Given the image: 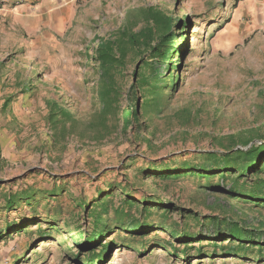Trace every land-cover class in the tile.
Wrapping results in <instances>:
<instances>
[{
	"label": "rangeland",
	"instance_id": "obj_1",
	"mask_svg": "<svg viewBox=\"0 0 264 264\" xmlns=\"http://www.w3.org/2000/svg\"><path fill=\"white\" fill-rule=\"evenodd\" d=\"M239 1L70 0L77 7L73 21L59 32L46 29L35 43L32 36L12 30L6 0H0V228L6 219L19 222L21 215L31 224L0 240V264H87L90 247L74 242L91 233L96 216L108 226L103 243L115 242L116 234L131 243L112 246L102 264H264L254 262L256 256H224L219 243L214 246L207 239L214 233L207 225L209 216L255 226L264 221V208L239 203L214 187L219 176L160 179L141 171L156 161L171 166L197 162L200 151L245 150L246 143L264 139V14L238 17L233 13ZM147 5L185 22L186 53L159 84L171 85V76L175 82L159 91L145 90L142 98L137 94V109L138 101L151 102L138 109V121L125 131L110 116L100 125L99 75L90 58L96 38L107 37L129 11ZM234 25L238 28L232 37ZM172 62H178L175 54ZM138 64L131 60L127 65L122 97ZM6 98L11 101L2 111ZM46 100L68 110L71 119L52 125ZM207 180L213 186L207 187ZM124 183L128 187L115 190ZM108 188L114 193L103 213L94 207V199ZM24 190L37 191L36 202L5 210L7 195ZM50 190L59 191L58 196H47ZM121 192L162 204L144 210L135 202L128 209ZM80 199L89 201L85 209L77 207ZM118 221L147 223L149 229L125 233L116 230ZM163 223L168 231L161 229ZM171 232L201 235L191 240L188 259L179 253L184 247ZM141 239L144 247L137 244Z\"/></svg>",
	"mask_w": 264,
	"mask_h": 264
},
{
	"label": "trees",
	"instance_id": "obj_2",
	"mask_svg": "<svg viewBox=\"0 0 264 264\" xmlns=\"http://www.w3.org/2000/svg\"><path fill=\"white\" fill-rule=\"evenodd\" d=\"M184 29H186L185 22L176 18L174 15L164 11L155 5L140 6L132 9L126 14L124 22L115 31H112L107 37H97V44L91 55V59L95 62L98 70V85L97 96L101 105V110L98 116L100 125L106 123L108 116L114 118L121 123V128L125 131L131 127L134 122L139 119L138 109L149 106L151 100L142 99L137 109L136 100L138 95L144 97L145 90L149 92L159 91L161 87H172L175 82V76H171V85L166 82L161 85L159 81H163L170 73L174 66L178 68L182 56L186 53L187 47L184 46ZM182 40L180 43L177 41ZM183 42V43H182ZM175 43V44H174ZM174 54L178 57V62L174 64L172 57ZM131 60L139 62L137 68L132 70V77L128 83L125 95L122 97V85L126 84L125 71L128 63ZM164 69L161 70V67ZM165 73V74H164ZM142 91V92H141ZM11 99L6 98L2 103L1 109L4 111L9 105ZM125 101V105L121 108L120 102ZM137 102V105H138ZM48 107L49 122L57 126L58 124H66L71 119V114L68 110L58 105L56 102L46 100ZM103 119V120H102ZM245 150L225 148L220 150H207L199 153L197 162H182L181 165L171 166L162 161H156L141 171L149 173L154 178L160 179H177L179 175L184 176L193 175L195 177L219 176L220 183L214 185L217 189L225 191L233 200L243 203L252 204L256 207L264 208V139L260 140L259 144L246 143ZM229 184L224 185V181H229ZM206 186H213L207 180ZM225 186V187H224ZM120 187H128L127 184L116 185V189ZM37 191L14 192L9 193L4 200V209H17L21 206H32L36 202ZM47 196H58L57 191L50 190ZM64 193H70L64 191ZM114 190H100L98 198L94 199L95 206L99 211L103 209L106 213L107 206L112 199ZM120 194L126 197L123 200L124 206L128 209L134 207L135 202L144 205L142 208L147 210L151 207L159 209L161 202L143 199L136 200L131 193L121 192ZM45 197V196H44ZM89 201L80 199L77 202V207L85 209ZM92 203L90 208H94ZM48 213V212H46ZM60 212L55 210L54 215L59 216ZM93 219L90 228V234L79 236L81 243L74 242L81 247H90L86 253L88 256L87 264H102L105 258L110 253V248L114 245H131L130 242L124 241L123 234H116L115 242L107 240L106 232L108 226L102 223L98 216ZM208 227L212 228L213 234L208 236V244L216 246L219 243L220 253L224 256L247 257L256 256L254 262L264 261V221L259 220L257 225L250 226L243 224L241 220H232L220 218L218 216L208 217ZM19 222L5 220L3 228H0V240L5 235L12 233H19L26 231L24 229L31 226L30 219L21 215L18 217ZM37 222L36 224H38ZM123 221H118L116 230L124 231L125 233L147 231L149 225L139 221H131L127 224ZM198 224V222H193ZM165 223L161 225V229L165 227ZM40 227H36L39 230ZM79 228H74L71 231H78ZM163 231H168L164 228ZM70 233V231H69ZM81 235V234H80ZM171 237L179 241L183 245V249L179 253L185 254L187 250L191 249L190 242L201 235H190L185 233H170ZM119 239V240H117ZM134 239V238H133ZM202 239L195 240L200 242ZM184 241V242H183ZM188 241V242H186ZM223 241H227L226 246L222 245ZM232 246H228L230 244ZM140 247H144L146 242L141 239L137 242ZM162 248L167 246L162 243ZM137 251V250H135ZM199 254L204 252L198 249ZM216 253V252H211ZM209 257V255H206ZM186 259L188 256L186 255Z\"/></svg>",
	"mask_w": 264,
	"mask_h": 264
},
{
	"label": "crops",
	"instance_id": "obj_3",
	"mask_svg": "<svg viewBox=\"0 0 264 264\" xmlns=\"http://www.w3.org/2000/svg\"><path fill=\"white\" fill-rule=\"evenodd\" d=\"M68 2L64 0H6L10 26L14 31H21L32 36L35 43L41 41L46 29L59 32L64 29L68 20L73 21L77 15V7L75 3ZM258 5L260 9L255 10L254 7ZM242 6L246 9L240 10ZM235 7L233 14H237L238 17L244 13L257 14L258 11L264 14V0H240ZM21 41L19 40L20 44Z\"/></svg>",
	"mask_w": 264,
	"mask_h": 264
},
{
	"label": "bare ground",
	"instance_id": "obj_4",
	"mask_svg": "<svg viewBox=\"0 0 264 264\" xmlns=\"http://www.w3.org/2000/svg\"><path fill=\"white\" fill-rule=\"evenodd\" d=\"M238 28V25H234L233 27H232V33H231V35H232V37H233V35H235L236 34V29Z\"/></svg>",
	"mask_w": 264,
	"mask_h": 264
},
{
	"label": "water",
	"instance_id": "obj_5",
	"mask_svg": "<svg viewBox=\"0 0 264 264\" xmlns=\"http://www.w3.org/2000/svg\"><path fill=\"white\" fill-rule=\"evenodd\" d=\"M117 247H114L112 250H111V252L113 251V250H115Z\"/></svg>",
	"mask_w": 264,
	"mask_h": 264
}]
</instances>
